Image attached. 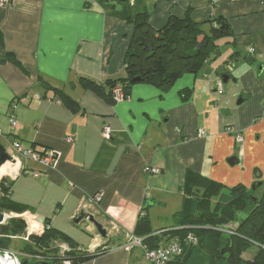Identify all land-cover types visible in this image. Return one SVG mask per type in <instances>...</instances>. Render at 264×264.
I'll return each mask as SVG.
<instances>
[{"label":"crops","instance_id":"crops-1","mask_svg":"<svg viewBox=\"0 0 264 264\" xmlns=\"http://www.w3.org/2000/svg\"><path fill=\"white\" fill-rule=\"evenodd\" d=\"M139 13H147L154 29L171 17L188 16L207 33V21L222 17L232 35L216 41L214 61L183 74L168 89L137 82L128 97L109 102L80 79L103 84L125 75L134 33L126 17ZM248 48L254 49L251 55ZM8 53L19 67L4 60ZM0 60V143L11 152L17 140L57 153L52 167L16 155L15 163H6L9 171L18 166L9 175L10 197L27 205L38 222L49 218L52 228L81 249L107 245L105 253L81 264H152L141 248H123L126 237L143 207L153 230L172 227L188 173L226 187L263 186L264 0H14L0 4ZM223 74L228 75L225 83ZM54 88L76 104L69 109ZM183 90H189L187 100L180 95ZM106 124L109 138L102 135ZM227 128L242 135L238 151ZM145 166L159 173H144ZM97 193L101 199L94 202ZM154 206L156 216L149 210ZM81 211L106 228V238L88 222L72 223ZM223 227L233 230L236 223ZM185 264L228 261L212 262L195 245Z\"/></svg>","mask_w":264,"mask_h":264},{"label":"trees","instance_id":"trees-1","mask_svg":"<svg viewBox=\"0 0 264 264\" xmlns=\"http://www.w3.org/2000/svg\"><path fill=\"white\" fill-rule=\"evenodd\" d=\"M126 19L133 23L134 33L124 59L125 75L114 80L108 79L103 84L80 79L84 87H89L109 102H114V88L119 87L125 99L137 82L168 89L180 76L198 72L207 61L216 57L219 54L216 41L232 35L229 23L222 17L207 21L210 25L208 33L202 30V23H195L188 16L181 19L171 17L160 29L150 26L147 13H139L132 20L127 16ZM221 25L224 28H220ZM4 60L20 66L10 53L5 55ZM52 90L69 109L72 104H76L62 91L56 88ZM180 95L187 100L189 90H183ZM194 177L188 173L180 187L184 195L183 203L181 209L172 216V227L153 230L144 213L138 216L132 234L142 238L143 244L149 249L166 245L173 239L179 240L182 253L169 264L186 263L194 248L184 242L188 234L196 237L197 246L209 254L212 262L216 258H225L228 264H264V183L255 194L257 188L247 189L240 184L226 187L204 176ZM12 183L13 179L9 177L0 181V213L20 214L30 210L27 205L11 199ZM146 209L142 208L143 211ZM231 223H236L233 234H225L216 229ZM42 224L43 232L40 235H28L19 250L23 255H31L21 258L26 264H63L65 260L71 264H81L108 250L105 245L88 252L52 228L49 218L43 219ZM24 236L26 224L23 218L12 216L0 223V249L9 248L13 237ZM63 241L68 244L67 250L60 248ZM250 248L255 250L252 259L242 258V254Z\"/></svg>","mask_w":264,"mask_h":264},{"label":"built area","instance_id":"built-area-1","mask_svg":"<svg viewBox=\"0 0 264 264\" xmlns=\"http://www.w3.org/2000/svg\"><path fill=\"white\" fill-rule=\"evenodd\" d=\"M13 1L14 0H0V4L4 5L7 3H11ZM252 49L247 50L249 52V53L247 52L249 55L252 54L251 52ZM216 91L218 95H220L223 92V87L221 83L217 84ZM112 96H113L114 102L124 99V94L119 87H116L112 90ZM10 122L12 126H15L16 121L13 118H11ZM226 131L234 135V139L236 142L242 141V135L238 131H234L232 128H227ZM110 133H111L110 126L108 124L104 125L102 129V135L106 138H109ZM197 134L199 136L204 135V130L198 129ZM11 149H12L13 154L11 151L9 152L14 158L16 155L23 159H29V160L36 161L45 167H52L56 163L57 153L50 149H43L41 150L43 152H41V151L35 150L32 147L24 146L20 141H17V140H15L12 143ZM144 173L157 174L159 173V169L150 167V166H145ZM100 199H101L100 193L95 194L94 197L92 198L94 202H98ZM143 214L144 212L140 211V215H143ZM12 216L20 217L24 219L25 224H26V236L24 237L26 240H27L28 235H32V234L40 235L44 230V225L38 222L35 219V216H32L27 211L20 213V214H13ZM84 223H87V221H84ZM216 229L222 232L233 234V230L225 231L222 228H216ZM184 242L189 243L193 246L197 245V239L192 234H188ZM60 248L62 250L68 249L66 245H62V244H60ZM123 248L126 250H131L133 248H141L143 250L145 258L148 261H150L152 264H169L171 261H173L176 258V256L182 253L181 243L177 239H174L172 242L166 245L159 246L158 248L149 249L143 244L142 238L137 237L133 235L132 233H129L127 235ZM20 255L22 257L23 256L31 257V255H27V254L23 255L20 252L16 250H12L10 248L0 249V264H24L21 261ZM36 257L37 259H39V256H36ZM63 264H71V262H69L68 260H65L63 261Z\"/></svg>","mask_w":264,"mask_h":264},{"label":"water","instance_id":"water-1","mask_svg":"<svg viewBox=\"0 0 264 264\" xmlns=\"http://www.w3.org/2000/svg\"><path fill=\"white\" fill-rule=\"evenodd\" d=\"M220 28H224V25H221ZM221 79H222V82L225 83L228 79V75L223 74ZM238 103H240V100L238 101ZM233 160H234V157L229 158L228 163L232 164ZM7 161H11L12 163H15L16 159L10 154L7 148L3 144L0 143V166H2V164H4ZM2 178L3 177H1L0 180ZM259 184L261 183H257V185ZM254 186L255 185H253V187ZM6 219H7L6 215L4 213H0V223H4ZM84 221H87L88 223L92 224L101 237L103 238L107 237L106 228L103 227V225L99 223L92 214H88V213H85L84 211H81L76 217L72 219V223L75 225H79L83 223ZM23 263L26 264V262H23Z\"/></svg>","mask_w":264,"mask_h":264},{"label":"rangeland","instance_id":"rangeland-1","mask_svg":"<svg viewBox=\"0 0 264 264\" xmlns=\"http://www.w3.org/2000/svg\"><path fill=\"white\" fill-rule=\"evenodd\" d=\"M248 49H252V48H248ZM247 49V50H248ZM248 52V51H247ZM251 52H254V49H252V51ZM250 52V53H251ZM249 53V52H248ZM212 60L214 61L215 60V58L213 59L212 58ZM237 104V103H236ZM239 104H241V103H238L237 105H239ZM240 106V105H239ZM234 128V127H233ZM235 129V128H234ZM234 136V135H233ZM237 144V149H236V151H238V149H240V146H239V144H238V142L236 143ZM231 157V156H230ZM227 158H229V157H226V159ZM225 159V160H226ZM212 162H215V161H213L212 159L210 160V164L212 163ZM238 166H240V164L238 165ZM17 168H18V166H17ZM17 168H16V170L14 171V172H10V171H8V172H1L2 174H6V175H8V176H2L3 178H5V177H9V175H13L16 171H17ZM1 178V177H0ZM10 178V177H9ZM11 179V178H10ZM1 181V180H0ZM253 184H254V182H253ZM251 187V186H250ZM259 190V189H258ZM256 191L255 192V194H257L259 191ZM224 192H227V190H225ZM149 210H150V212H152V215L153 216H156L157 215V213L159 212V211H157V206H154V207H150L149 208ZM5 215H6V218L8 219L9 217H12L11 215H9V213H4ZM222 229H224L225 231H229V228H225V227H221ZM225 234H227V232H224ZM14 238H17V237H14ZM22 240L21 239H15V240H12L11 241V244L9 245L10 247V249H12V250H16V251H18L19 252V250L21 249V247L23 246V244H22ZM21 254H22V251L20 252ZM254 253H255V250L253 249V248H250V249H248L246 252H244L243 254H242V258H244V259H247V260H251L252 259V257H253V255H254ZM20 258H22V256L20 255Z\"/></svg>","mask_w":264,"mask_h":264},{"label":"bare ground","instance_id":"bare-ground-1","mask_svg":"<svg viewBox=\"0 0 264 264\" xmlns=\"http://www.w3.org/2000/svg\"><path fill=\"white\" fill-rule=\"evenodd\" d=\"M9 161L5 162L4 164H2V166H0V177L2 176H8L6 174H2L1 172H8L9 168L5 165L6 163H8ZM17 166L16 165H12L10 167V171L14 172L16 170Z\"/></svg>","mask_w":264,"mask_h":264}]
</instances>
